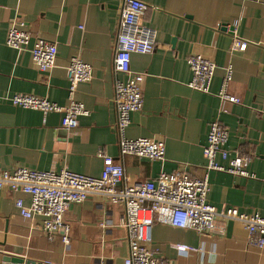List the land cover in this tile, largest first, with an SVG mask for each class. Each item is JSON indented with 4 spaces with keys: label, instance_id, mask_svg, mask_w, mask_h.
Returning <instances> with one entry per match:
<instances>
[{
    "label": "crops",
    "instance_id": "1",
    "mask_svg": "<svg viewBox=\"0 0 264 264\" xmlns=\"http://www.w3.org/2000/svg\"><path fill=\"white\" fill-rule=\"evenodd\" d=\"M144 22L154 30L155 50L134 52L132 69L144 72V104L131 113L127 135L163 140L164 160L121 156L116 129V38L123 0H0V166H26L59 171L67 167L101 176L105 153L119 159L131 182L156 178L186 166L202 175L203 153L210 123L219 118L229 128L228 147L254 152L249 170L257 177L211 170L208 200L218 210L264 212V0H144ZM15 18L25 21L35 36L57 44L56 65L42 72L28 48L6 42ZM233 28V30H231ZM234 36L248 41L244 50H232ZM202 53L216 62L211 93L189 85L191 54ZM80 56L94 68L91 80L77 85L75 98L87 113L73 129L62 126V113L16 106L15 93L45 96L68 105L67 66ZM228 91L240 103L217 95L228 67ZM220 161H222L220 159ZM30 203V195L0 188V264L8 253L36 264H125L129 254L123 225L125 207L100 195L71 203L66 211L70 242L51 240L41 229V216L20 214L16 200ZM166 209L155 211L151 247L178 264H264V246L248 242L244 225L219 217L225 233L198 232L166 222ZM192 250L179 249V245Z\"/></svg>",
    "mask_w": 264,
    "mask_h": 264
},
{
    "label": "built area",
    "instance_id": "2",
    "mask_svg": "<svg viewBox=\"0 0 264 264\" xmlns=\"http://www.w3.org/2000/svg\"><path fill=\"white\" fill-rule=\"evenodd\" d=\"M147 8L144 0H123L114 65L116 73L125 74L127 78L115 79L116 129L121 156L131 154L164 160L166 145L163 140L131 138L127 135L131 113L140 110L144 104L143 81L146 75L132 69V54L151 53L155 50L154 30L144 22ZM25 24L21 18H15L6 42L18 50L29 47L33 61L42 72H46L56 65L57 44L41 36L33 38ZM247 45V40L234 36L231 47L232 50H244ZM188 63L192 70L189 85L211 93L216 62L202 53H194L189 56ZM232 72V66H229L217 95L222 101L240 103L241 98L228 91ZM93 73L92 64L85 62L80 56H73L69 60L67 76L70 102L65 106L33 93H15L10 100L16 106L39 109L45 114L60 112L62 126L73 129L79 123V116L87 113L85 105L75 98L77 85L91 80ZM229 132V128L219 118L211 121L203 149L207 163L202 175H192L186 166H181L170 172L162 169L154 179L131 182L122 161L101 149L99 155L103 158L104 170L99 177L67 167L54 171L26 166L5 169L0 166V188L9 187L13 191L29 194L28 205L21 198L16 200L20 214L29 219L41 216L42 231L51 240L59 237L65 246H68L71 237V226L65 217L71 203L82 202L92 195L104 196L113 203H122L125 207L123 225L129 243L125 264H178L160 256L158 249L151 247L155 211L161 207L166 209L165 220L168 224L198 232L225 233V225L219 224V217H223V220H237L246 228L249 244L263 247L264 212H241L237 207L221 211L208 200L211 170L257 177L249 170L254 152H242L239 148L228 147ZM262 179L264 180V174ZM178 248L194 249L185 244Z\"/></svg>",
    "mask_w": 264,
    "mask_h": 264
},
{
    "label": "water",
    "instance_id": "3",
    "mask_svg": "<svg viewBox=\"0 0 264 264\" xmlns=\"http://www.w3.org/2000/svg\"><path fill=\"white\" fill-rule=\"evenodd\" d=\"M231 30H233V28H231ZM5 260L11 262V264H36L33 260H28L24 256L14 253H8Z\"/></svg>",
    "mask_w": 264,
    "mask_h": 264
}]
</instances>
